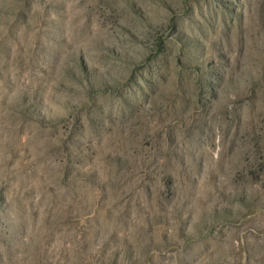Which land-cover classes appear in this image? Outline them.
<instances>
[{"label":"rangeland","instance_id":"rangeland-1","mask_svg":"<svg viewBox=\"0 0 264 264\" xmlns=\"http://www.w3.org/2000/svg\"><path fill=\"white\" fill-rule=\"evenodd\" d=\"M0 264H264V0H0Z\"/></svg>","mask_w":264,"mask_h":264}]
</instances>
